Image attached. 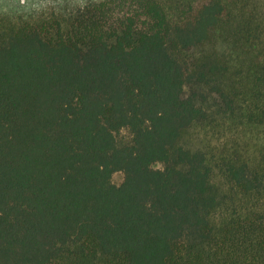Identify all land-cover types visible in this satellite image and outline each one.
Here are the masks:
<instances>
[{"label": "trees", "instance_id": "16d2710c", "mask_svg": "<svg viewBox=\"0 0 264 264\" xmlns=\"http://www.w3.org/2000/svg\"><path fill=\"white\" fill-rule=\"evenodd\" d=\"M2 8L0 264H264V0Z\"/></svg>", "mask_w": 264, "mask_h": 264}, {"label": "rangeland", "instance_id": "374dc122", "mask_svg": "<svg viewBox=\"0 0 264 264\" xmlns=\"http://www.w3.org/2000/svg\"><path fill=\"white\" fill-rule=\"evenodd\" d=\"M90 1L99 0H3V3L0 2V4L5 6V8H2V11H6L5 13H30L54 8L61 10H63V8H74L78 5H84ZM199 131L201 130H193L186 138L190 145L198 146L202 144V139ZM123 135L126 136L127 132L124 131ZM123 180L124 172L118 171L114 173V182L120 184Z\"/></svg>", "mask_w": 264, "mask_h": 264}]
</instances>
